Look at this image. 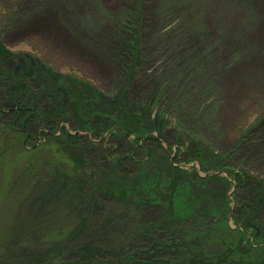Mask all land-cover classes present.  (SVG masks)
<instances>
[{"label": "rangeland", "instance_id": "374dc122", "mask_svg": "<svg viewBox=\"0 0 264 264\" xmlns=\"http://www.w3.org/2000/svg\"><path fill=\"white\" fill-rule=\"evenodd\" d=\"M137 4L141 7L140 49L147 74L163 73L168 67L172 86H177L182 83L178 76L182 64L194 56L205 61L194 64L199 67L197 80L203 76L212 82L210 100L195 110V117L192 114L194 125L182 127L186 134L205 142L215 155L226 158V151L264 117V0H0V42L10 51L27 53L59 73L84 79L113 95L117 74L110 50L115 46H108L110 41H106L111 48L105 49L101 46L105 41L91 40L90 36L117 30L120 18L134 16ZM167 13L172 16L166 18ZM179 27L191 29L193 39L189 43L173 38ZM122 47L118 43L116 51L121 52ZM172 62L178 64L170 68ZM189 90L192 92L191 87ZM172 94L175 103L184 97L182 93ZM171 99L168 94V102ZM65 127L71 136L81 135L84 144L44 147L26 156L24 148L29 150L47 139L33 138L26 145L9 142L0 160V257L27 256L29 259L22 263L42 260L48 264L52 256L63 254L59 261L69 264L76 259L73 257L79 258L84 245H91L96 252H110L114 259L119 256L123 260L128 249L130 253L152 240L162 246L149 252L164 251L166 245L188 237V231L205 232L215 241L236 237L226 231L235 229L233 220L243 214L235 204L230 175L225 168L204 172L197 161L191 157V161L186 160V150L180 140H174L171 130L165 138L153 131L159 145L148 149L147 155L134 147L132 157L121 166L109 161L94 167L97 157L93 151L99 146L104 149L101 139L106 133L92 134L71 117ZM72 155L79 156L84 164L80 174L83 186L74 193L48 190L54 184L53 174L65 171L68 165L64 161ZM31 166L33 173L29 172ZM259 168L251 173L261 172L264 178V168ZM194 172L208 177L207 183L185 190L186 181L177 180L175 190L181 188V194L172 196V214L163 211V205L145 206L147 198L167 200L168 185ZM71 176L67 171L73 181ZM116 186L135 190L123 200ZM242 235L238 246L251 240Z\"/></svg>", "mask_w": 264, "mask_h": 264}, {"label": "trees", "instance_id": "16d2710c", "mask_svg": "<svg viewBox=\"0 0 264 264\" xmlns=\"http://www.w3.org/2000/svg\"><path fill=\"white\" fill-rule=\"evenodd\" d=\"M134 2L138 3L139 0ZM137 6L134 16L120 18L117 30L116 28L109 30L104 36L100 34L97 37L90 36L91 40L105 41L101 45L105 49L115 46L112 50L109 49L115 59L117 74L114 80L116 92L113 95L105 94L84 79L59 73L27 53L10 51L0 42V160L5 157L6 150L10 147L9 142L14 141L26 145L33 138L47 139L37 145L33 144L29 150L24 148L22 152L26 156H31L44 147L55 145L72 148L82 146L84 143L81 135L71 136L65 127L70 117L72 120L75 119L79 127L91 131L92 134L106 133L101 139L104 149L100 150L99 146L93 151H96L97 157L94 167L99 162L100 167L109 161L114 166H121L132 157L131 149L134 147H140L147 155L148 149L159 145L152 134L153 131H157L165 138L168 130H171L174 140H180L179 143L184 146L186 160H190L191 157L200 164L204 172L225 168L230 175L235 187V204L243 212L239 213L241 214L239 219L233 220L235 229L229 231L226 228L228 234L235 233L236 237L231 235L215 241L209 239L205 232L188 231L185 233L188 237L181 238L171 246L166 245L164 251L161 249L158 252H149L152 248L158 249L162 246L159 241L153 244L152 240L136 247L130 253L128 249L123 260L118 258L119 256L114 259L110 252L100 250L96 252L93 246L84 245L79 258L73 257L76 259L69 264H113V260L116 264H264V178L259 175L261 172L251 173V170L258 166L259 169L264 168V117L258 119L254 126L242 134L240 141L226 151V158L215 155L213 149L206 146L205 142L201 143L196 137L186 134L182 125L187 128L194 125L192 114L194 115L195 110L203 103L209 101L212 94V82H207L209 77L201 76L202 79L197 80L199 67L194 63L203 64L205 61L194 56L184 64L181 63L178 76L182 83L177 86H172L173 78L168 67L163 73L147 74L148 68L140 49L141 7L140 4ZM171 16V13L165 15L166 18ZM190 30L179 27L175 30L173 38L185 39L186 43H189L193 39ZM106 41H110L108 46L113 45L108 47ZM118 43L123 45L121 52L116 51ZM176 64L178 63L172 62L169 67ZM189 87L192 88V92ZM172 93L174 95L182 93L184 97L175 103ZM168 94L172 96L169 102ZM176 110H182V113ZM167 114L170 115L169 119H166ZM45 135L48 138H45ZM185 139L187 141L183 144ZM180 153L181 149L178 148L177 155ZM81 161L79 156H68L64 161L65 166L68 165V170L54 173L51 179L54 184L48 190L67 189L74 193L75 189H79L82 184L80 174L84 166ZM34 171L32 166L29 167V172ZM67 171L75 180L70 181ZM177 180L186 181L183 182L184 189L189 187L190 190L191 186L195 185L204 187L208 177H200L195 172L188 176L182 175L168 185L167 200L156 196L154 200L147 198L145 206L163 205V211L172 214V196L181 194V188L177 187V191L175 190ZM5 184L7 189L9 182ZM158 186L159 180L155 182V189ZM114 189L120 193L119 198L123 200L130 195L131 190H135L134 187L126 186L121 189L116 186ZM134 200L138 201L137 198ZM84 221L82 219V223ZM248 227H252V230L249 231ZM241 235H248L250 242L238 246L237 239L241 241ZM156 255L158 257H155ZM19 256L12 254L2 256L0 264H24L22 262L28 257L20 256L24 258L21 261ZM60 256L63 254L52 256L48 264H61ZM45 263L47 262L40 260L34 264Z\"/></svg>", "mask_w": 264, "mask_h": 264}, {"label": "bare ground", "instance_id": "6f19581e", "mask_svg": "<svg viewBox=\"0 0 264 264\" xmlns=\"http://www.w3.org/2000/svg\"><path fill=\"white\" fill-rule=\"evenodd\" d=\"M62 37H63V40H64V39H65V37H64V36H62ZM59 40H60V39H59ZM63 40H62V41H63ZM62 41H61V42H62ZM65 41H66V40H65Z\"/></svg>", "mask_w": 264, "mask_h": 264}]
</instances>
